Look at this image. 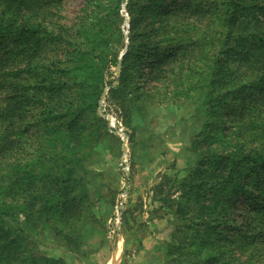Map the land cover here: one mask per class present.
<instances>
[{
  "label": "trees",
  "instance_id": "16d2710c",
  "mask_svg": "<svg viewBox=\"0 0 264 264\" xmlns=\"http://www.w3.org/2000/svg\"><path fill=\"white\" fill-rule=\"evenodd\" d=\"M67 1L0 0V264H63L30 252L25 233L36 231L44 214L60 213L66 222L80 215L71 196L81 179L78 159L51 164L50 154L85 144L104 120L98 109L106 84L109 109L115 105L130 122L136 105L187 97L206 73L221 101L236 96L226 115L240 130L181 184L189 191L179 214L191 217L197 206L204 239L233 232L205 264H264V149L253 146L258 133L264 138V0H130V43L117 85L107 77L124 46L125 0H83L72 23L61 24ZM166 183L157 196L172 194ZM240 201L242 223L232 218Z\"/></svg>",
  "mask_w": 264,
  "mask_h": 264
},
{
  "label": "rangeland",
  "instance_id": "374dc122",
  "mask_svg": "<svg viewBox=\"0 0 264 264\" xmlns=\"http://www.w3.org/2000/svg\"><path fill=\"white\" fill-rule=\"evenodd\" d=\"M129 1L122 5L125 39L124 46L118 49L119 64H113V73L107 77L115 85L120 82L130 43ZM82 5L83 0H68L56 21L71 24ZM116 45L117 49L123 42ZM95 63V69L104 72L101 60ZM102 75L93 77L97 80ZM209 79L206 73L201 78L202 87L191 89L187 97L172 100L173 94L162 102L136 105L130 122L120 118L115 105L109 109L111 86L106 84L98 109L104 120L88 131L85 144L80 149L71 147L69 153L59 149L50 154L54 158L51 164H61L66 155L72 164L78 159L81 179L73 184L71 196L78 198L80 215L66 222L60 213L44 214L36 231L26 230L29 251L41 258L59 259L63 264H112L115 257L116 264H205L216 249L229 245L232 231L224 233L228 237L218 242L204 239L205 233L198 234L197 226L204 224L197 214L196 202L191 204L195 206L191 217L187 211L184 216L179 214L189 191H184L181 184L196 171L209 150L221 145L224 148V142L232 141L240 130L226 115L236 103V96L231 95L228 103L221 101L216 97L217 90L215 93L208 86ZM93 84L89 83L95 88ZM171 89L176 90L174 85ZM240 99L243 101V97ZM226 125L229 127L224 129ZM253 146L264 149L261 134ZM61 147L65 145L59 143ZM199 176L205 178L207 174ZM165 181V191L172 187V194L157 196L156 187ZM208 181L205 191L215 184L214 178ZM244 206L240 201L233 209L232 218L241 223ZM17 219L25 228L24 219Z\"/></svg>",
  "mask_w": 264,
  "mask_h": 264
},
{
  "label": "water",
  "instance_id": "95a60500",
  "mask_svg": "<svg viewBox=\"0 0 264 264\" xmlns=\"http://www.w3.org/2000/svg\"><path fill=\"white\" fill-rule=\"evenodd\" d=\"M116 257L114 258V264H115Z\"/></svg>",
  "mask_w": 264,
  "mask_h": 264
},
{
  "label": "crops",
  "instance_id": "0c3cea01",
  "mask_svg": "<svg viewBox=\"0 0 264 264\" xmlns=\"http://www.w3.org/2000/svg\"><path fill=\"white\" fill-rule=\"evenodd\" d=\"M109 264H111V263H109ZM112 264H114V262H113ZM115 264H116V263H115Z\"/></svg>",
  "mask_w": 264,
  "mask_h": 264
}]
</instances>
